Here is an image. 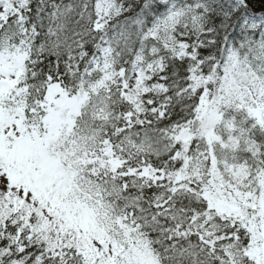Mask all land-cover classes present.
Wrapping results in <instances>:
<instances>
[{
  "label": "snow or ice",
  "instance_id": "snow-or-ice-1",
  "mask_svg": "<svg viewBox=\"0 0 264 264\" xmlns=\"http://www.w3.org/2000/svg\"><path fill=\"white\" fill-rule=\"evenodd\" d=\"M0 264H264V0H0Z\"/></svg>",
  "mask_w": 264,
  "mask_h": 264
}]
</instances>
